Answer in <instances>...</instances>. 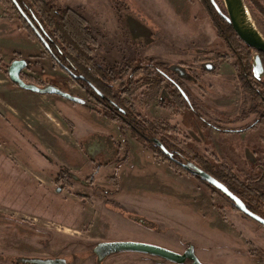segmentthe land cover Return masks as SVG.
<instances>
[{
    "label": "rangeland",
    "instance_id": "rangeland-1",
    "mask_svg": "<svg viewBox=\"0 0 264 264\" xmlns=\"http://www.w3.org/2000/svg\"><path fill=\"white\" fill-rule=\"evenodd\" d=\"M204 1L33 0V5L39 2L42 5L38 4V7L48 8L44 2H51L61 10L71 9L88 19L94 32L104 38L96 39L91 48L94 51L90 49L92 60L86 56L79 60L90 74L102 78L100 89L97 83L93 84L97 89L102 92L106 88L107 95L120 107L127 106L132 113L125 120L127 126L133 125L144 134L148 131L143 125L147 116L160 119L163 117L159 113H168L170 123L186 131L183 135L164 132V136L175 145L173 148L178 150V153L170 152L203 170L206 167L216 174L232 172L238 179L229 183L241 194L237 195L253 205L264 218V124L240 134L221 133L208 124L240 129L247 123L251 125L255 115L245 120L241 116V121L235 119L246 96L233 67L237 61L234 49L240 50L236 54H241L244 49L234 36H227L228 39L224 40L213 30L210 14L218 25L227 28L229 22L223 17L228 15L225 1L214 0L222 14L211 0ZM244 2L251 22L264 37V0ZM0 5L6 10L0 12V78L11 81L9 66L14 60L23 58L29 63L22 72L26 82L55 85L99 109L96 102L101 100L95 89L81 86L62 68L59 60L50 56L41 41L30 36L12 5L6 7L1 2ZM115 8L123 15L122 25L118 23ZM194 16L199 21L194 22ZM34 41L41 45L40 51L33 46ZM53 52L62 59L57 49ZM148 55L154 57L152 62L159 61L149 68L154 88L148 91L144 86L148 79L144 70L136 86L125 85L129 95L122 96L119 79H116L118 82L108 80L107 74L119 71L123 56L127 61L138 59V63L144 65L148 61L141 59ZM222 55L227 62L221 60ZM256 55V51L248 54L251 76L262 80L264 73L258 79L254 70ZM205 64L216 67L215 71H207ZM167 66L190 72V68L196 70L194 81L184 83L206 118L205 126L192 109L178 111L181 113L178 116L162 111V104L159 106L158 103L163 88L157 84L162 82L159 71ZM130 68L124 69L126 76ZM119 75L116 73L117 78ZM196 78L203 85L201 89L192 85ZM107 86L112 88L109 90ZM190 89H194L199 97H195ZM47 97L50 99L43 101L44 105L53 104L58 99L69 104V107H62V111L76 138L92 132L97 135L106 133L103 137L113 144L107 151L115 158L105 163L100 160L102 153L95 152L91 146L87 147L85 154L76 150L72 152V147L67 146L68 158L64 155L62 159L71 165L67 167L53 149L57 145L55 131L59 132L58 128L51 130L54 133L46 131L42 136L40 133L46 129L39 130L20 122L0 105V264H26L25 259L36 258L62 259L64 264H176L135 252L113 254L99 263L93 250L103 241L145 242L178 253L193 246L204 264H264V225L239 211L230 198L180 168L176 169L191 177L188 183L177 179H148L149 175H157L159 170H153L147 164V158L137 153V148L133 149L138 142L131 137L126 126L119 133L117 124L101 120L98 114L90 119L85 106L58 95ZM248 99L250 105L252 98L249 96ZM218 106H224V110ZM103 110L108 113V118L117 115L109 109ZM161 142L164 144L163 140ZM122 169L125 176L135 171L153 186L172 187L180 191L184 199L160 193L161 190H132L125 184V179L119 178ZM62 175H69V178L58 183L57 177ZM90 179H95L96 183L92 184ZM129 181L126 179V183ZM73 192L86 196H77ZM184 264H191V261Z\"/></svg>",
    "mask_w": 264,
    "mask_h": 264
},
{
    "label": "trees",
    "instance_id": "trees-1",
    "mask_svg": "<svg viewBox=\"0 0 264 264\" xmlns=\"http://www.w3.org/2000/svg\"><path fill=\"white\" fill-rule=\"evenodd\" d=\"M40 1V0H39ZM204 1V0H203ZM0 2L8 7L9 5H12L17 12L20 15V19L24 23V28L29 31L30 36L32 38L37 39L39 41L40 37L37 35L36 31L32 27V25L29 23L27 19H25L24 15L21 13V11L18 9L17 5L15 4L14 0H0ZM18 5L20 6L22 12L29 18V20L32 22V24L35 26L37 30H39L44 38L47 40L49 48H47L45 45V48L49 54H55L53 52L54 49H57L59 51V56L62 58L60 59L61 64L64 65L66 64V67H62L64 70L67 72L71 70L72 72L75 71L79 73L80 75H84L87 77L92 84H98L99 89L101 88L102 85V78H97L96 76L89 73L88 69H85V65H83L79 60V58L83 56L90 57L88 60H92L93 58V53L91 55V52L94 51L92 50V46L96 44L95 40L96 38L92 34L91 27L89 21L84 18L83 16H80L76 13H74L73 10L71 9H65L61 10L57 7H55L54 3L49 2H44L47 6L45 8L38 7V4L41 3L37 2L36 5H33V0H16ZM205 3V1H204ZM206 4V3H205ZM42 5V4H41ZM38 8V9H37ZM210 17L214 23V30L217 33V36L223 38L224 40H227V36H234L235 39L241 44V48L243 47L244 51H242L241 54H236V52H240V50L234 49V54L237 59L236 64H234V67L236 69V75L238 77L239 83L243 89L244 95L246 97L244 101V110H245V115L247 114H254L256 117V121L252 124H264V79L262 80H256L253 79L251 76V63L249 62V56L250 52L255 51L251 47L247 46L236 34L235 30L232 28V26L227 23V28H224L221 25H218V22L214 20V17ZM51 28V29H50ZM44 30V31H43ZM47 30V31H46ZM48 35H47V33ZM46 35V37H45ZM42 42V41H41ZM92 51H91V50ZM248 51V53H246ZM77 53V55L75 54ZM56 55V54H55ZM262 62L264 63V54H260ZM57 56V55H56ZM78 56V57H77ZM242 56L247 57L245 60L242 59ZM153 60H151L152 62ZM156 61L152 62L151 64L155 66ZM158 64V63H157ZM92 70V69H91ZM90 70V71H91ZM116 73L119 72H111L108 73L106 76L108 80H115L119 79L117 78ZM160 74H163V71H159ZM90 74V75H89ZM120 74V73H119ZM155 77V76H154ZM252 78V79H250ZM106 79V77H105ZM77 82L80 83L81 86L86 88V86L89 84L86 81L83 80H76ZM106 83V81L104 80ZM161 84H157L158 86ZM104 85V84H103ZM107 88L110 90L111 88L107 86ZM126 88V86H125ZM98 89V90H99ZM106 89V88H105ZM105 89H101L102 93L104 92L107 95V92ZM128 91V90H127ZM178 97H175L174 99V106L175 104L179 105L178 108H171L168 107L169 111L172 112L173 114L178 113V111L181 110L180 102L182 98L184 99V92L181 89H178ZM109 95V94H108ZM249 96L252 98V102L249 105ZM162 106L166 107V104L161 103ZM92 110H96L95 107H91ZM98 111V110H96ZM100 112V111H99ZM104 112V111H102ZM100 112V113H102ZM243 113V114H244ZM108 116V115H106ZM113 121H118L116 117L111 116L110 118ZM146 125L148 128V132H150L152 135L157 136L160 140H163L164 144L168 147H174V144H171L170 141L164 136V132L167 134H177V130L170 126L169 124L161 121H149L148 119L144 121L143 125ZM251 126V127H252ZM133 138L140 143L141 145L151 149L158 157L164 159L165 161H168L174 168H180L183 170L185 173L191 174L189 171L183 169L181 164L179 163L180 159L179 156H174L173 159L169 158V156H165L166 154L163 153L159 148H157L153 143L148 141L141 133L140 131L136 130H131ZM166 147V148H167ZM169 149V148H168ZM178 151V150H177ZM176 153V152H175ZM181 153V152H180ZM179 160H177V158ZM196 160V159H195ZM207 172H209L212 176H214L216 179L224 183L233 193L236 195L239 194V191L231 183L230 181H237L238 177L233 175L232 172L230 173H215L214 171L210 170L209 168L203 167ZM227 174V175H224ZM196 177V176H195ZM198 178V177H196ZM228 179V181L226 180ZM201 180V178L199 179ZM202 181V180H201ZM257 190V189H255ZM238 196V195H237ZM242 199V198H241ZM243 200V199H242ZM245 201V200H243ZM247 207L252 210L253 212L256 211L253 207V205H250L247 201L244 202ZM257 213V211L255 212Z\"/></svg>",
    "mask_w": 264,
    "mask_h": 264
},
{
    "label": "water",
    "instance_id": "water-1",
    "mask_svg": "<svg viewBox=\"0 0 264 264\" xmlns=\"http://www.w3.org/2000/svg\"><path fill=\"white\" fill-rule=\"evenodd\" d=\"M211 1L213 2L218 12L221 13L220 8L217 6L214 0ZM224 1L228 15H223V17L231 24L232 28L235 30L238 37L247 46L251 47L257 52V55L255 56L254 70L257 78L259 79V77L264 73L263 62L260 55V54H264V37L251 22L244 0H224ZM14 2L17 5L18 9L21 11V13L24 15L25 19H27L29 23L32 25L37 35L40 37L42 43L47 48H49L48 42L44 38L43 34L35 28V26L32 24L29 18L22 12L16 0H14ZM28 66H29L28 61L23 58L16 59L11 63V65L8 68V75L13 84L17 85L21 89L28 92L41 94V95H58L73 103L89 106V103L85 99L79 96H75L70 92H66L55 85L48 84V85L40 86L36 83L26 82L22 77V72L25 69H27ZM68 73L70 74L71 77H73L76 80L80 79L88 82L87 78L84 75H76L72 71H68ZM88 84L91 88L95 89V91L99 95L103 96V94L91 82H88ZM143 135H145L146 139L152 142L155 146L160 147L161 151L165 153L167 156H169V158L171 159L174 158V154L164 146V144L161 142L159 138H156L148 131ZM179 163L185 170L189 171L194 176L199 177L202 180L206 181L209 185L217 188L221 193H223L228 198H230L239 211H241L248 217H251L252 219L256 220L260 224L264 225V218L252 212L244 203V201L235 193H233L224 183L216 179L214 176H212L210 173L206 172L205 170L200 169L198 166L194 165L193 163L187 162L183 158H180ZM58 191L61 192V189H58ZM93 251L94 254L97 256L99 263H101L107 257L113 254L122 253V252H135V253H142V254L159 257L161 259L177 264H184L187 261H191V264H204L200 261V259L196 255L193 246H190L184 253H178L166 247L154 245L151 243H145V242L103 241L98 243ZM63 262L64 260L62 259L36 258V259L24 260V263L26 264H62Z\"/></svg>",
    "mask_w": 264,
    "mask_h": 264
},
{
    "label": "crops",
    "instance_id": "crops-1",
    "mask_svg": "<svg viewBox=\"0 0 264 264\" xmlns=\"http://www.w3.org/2000/svg\"><path fill=\"white\" fill-rule=\"evenodd\" d=\"M175 7L177 8L179 6H175ZM1 11H3V13L4 11H6L2 5H0V12ZM198 19L199 18H197V20ZM197 20L195 17L194 22H196ZM32 44L35 48H38V50L40 51L39 47L41 45L39 46L38 43L35 41ZM47 96H52V95H39V94H34L32 92H27L21 89L20 87H17L14 85L12 86L11 81L0 78V105L4 107L6 111L8 110L9 113L16 116L20 122H23L24 124H27L28 126H31L39 130L46 129L43 132L40 131L42 132L40 133L42 136L46 135L47 133L46 131H48V133H54L51 130L59 129L60 130L59 132L55 131V135H57L58 138L56 139L57 145L54 146L53 149L55 148L54 150L61 157V161L64 163L65 166L68 167L71 165H68L65 162L66 161L65 159H64L65 161L62 160L64 155H65L64 158H68V155H66V153L68 152L66 151L67 149L65 147L67 146L72 147V150H71L72 152L73 150L74 151L76 150L78 152H82L83 154H85V151L87 150L86 144L89 141H91L93 137L95 138L99 135H106V133H101L97 135V132H92L91 134L84 135L80 138H76L74 136V133L72 132L73 130H72L71 124L66 121L64 117L65 116L64 112L62 111V107L64 106L69 107V104L58 99L56 100V102L54 101L55 103L53 104L44 105L42 102L50 99ZM83 106L87 108L88 113L86 114L90 116V119H92L91 117L96 116L95 114H98L101 120L102 119L107 120L104 116L92 110L90 106L88 105H83ZM162 111H164V113H167V111L164 109ZM159 114L163 117V118L159 117L160 119L171 122V117L168 115V113L165 115H162L161 113ZM168 118L170 120H168ZM43 140L47 142L46 139H43ZM137 146L140 148H138ZM133 149L134 150L136 149L137 153H140V155L143 154V156L147 158V164L153 167V170H155L154 168H157L159 170L157 175L155 174H153L152 176L149 175L150 178L148 179H151V180L152 179H177L178 181L185 182V183H188L187 180L191 179V177H187V175H185L184 173H181L178 169L174 168L168 161H165L162 158L158 157L151 149L143 145L140 146V144L138 143H136ZM132 155H133V152H132ZM128 163H125V164H128ZM122 171L123 169L119 171V178L121 180L125 179V184H127L132 190H140V191H148V192H152L154 190H161L162 192L160 193H167L169 195L172 194L174 197H176L179 200L184 199L181 197L182 193L180 191H177L176 189H173L172 187L168 186V188L166 189L163 185L153 186L152 185L153 183H151V181H144L143 179L145 178L139 177L135 171H132V173L131 172L128 173V175L126 176L124 173H122ZM126 179L127 181L128 179H130V181L126 183ZM131 179H135V180L133 181ZM138 179H142V180L139 181ZM94 182H95V179H94ZM190 182H194V181L191 180ZM160 183H163V182H160ZM119 184L120 182L118 183V185ZM122 187H123V184H122Z\"/></svg>",
    "mask_w": 264,
    "mask_h": 264
},
{
    "label": "flooded vegetation",
    "instance_id": "flooded-vegetation-1",
    "mask_svg": "<svg viewBox=\"0 0 264 264\" xmlns=\"http://www.w3.org/2000/svg\"><path fill=\"white\" fill-rule=\"evenodd\" d=\"M115 10H116V16L118 14V16H117L118 23L122 25L123 22H124L123 15L118 11L117 8H115ZM90 27H91L92 34L94 35V37L96 39L100 40L101 38L102 39L104 38L100 33L94 32V30L92 29L91 24H90ZM135 31H137V30L135 29ZM98 50H97V52H98ZM50 56L52 58H54V60H56V61L59 60L60 61V59H58V56H56L55 54L54 55L53 54H50ZM222 56H223V58H221V60L227 62V58L225 57V55H222ZM153 58H154L153 56H149V55L146 56V57H144V58H142L141 61H148V64H144V65H143V62L138 63L139 62L138 59H135V60L134 59H130V60L128 59V61H127V58H125V56H123L121 58V60H120V64L121 65L118 68V70H119L118 72L120 73L119 80L118 81H120V84H119V93H121L122 96L129 95V92L127 91V89H125L124 86L127 85L128 83H130L131 86H133L134 84L136 86L139 83V80H140V77L139 76H140L141 72H144V70H146V74L148 75L147 82H145V85L144 86L146 87V89L148 91L150 89L154 88V84H153V82H151L152 79H150L151 77H150V74H149V68H151V66H152V64H150V63H151V60H153ZM123 62L124 63L126 62L125 63L126 64V67H124L125 65H123ZM156 62H159V61H156ZM61 65L64 66V67H66L63 64H61ZM116 65H118V63ZM99 66L101 67V69H103L102 68V65H99ZM129 67H131L130 68V72H129V74L127 73V76H126V74H125L126 72H124V69L125 68H129ZM204 67H205V69H207V71H215L213 69L216 68V67H214L211 64H205ZM233 67H234V64H233ZM165 68H167V69H164L163 70V74L160 75L161 76L160 80L162 82H161V84L159 86L162 87L163 90H162L161 97H159L160 98L159 99L160 102L158 103L159 106H160L161 103L166 104V107H164L162 105L160 107L163 108L164 110L168 111L169 113H171V112L169 111L168 107H171V108L174 107L175 109L178 108L179 105L175 104V106H174V102H175L174 101L175 100L174 98L179 96L178 89H181L184 92L185 96H184V99L182 98V100L180 102V106H181L180 112L182 113V112L186 111L187 109H192L194 112H196V114L200 117V119H202L203 124L205 126L207 124L206 118L203 116V113L199 111V107L195 104V102H193V98H192L191 95H189L188 90L186 89V85L184 83V82H193L194 81L193 79H194V74H195L196 70L194 68H190L191 69V72H190V70L189 71H185L184 69L182 70V68L172 67V66H167ZM124 78H126V79L124 80ZM196 80H197V78H196ZM87 81L90 82V80L88 78H87ZM199 82H201V81L200 80H197L192 85L195 86V87H197L198 89H201L203 85L201 83H199ZM238 83H239V80H238ZM194 84H196V85H194ZM239 85H240V83H239ZM190 90L193 91V92L195 91L194 89H190ZM102 94H103V96H101V95L98 94L99 95V98H100L99 100H101V101L98 102V100H97V102H96V103H99L98 104L99 109H96L98 111H96V110H94V111H96L100 115L104 116L108 121L117 124L116 126L118 127V130L120 129L119 130V133L122 132V127L126 126L127 129L129 130V133H130L131 137H133L131 130L133 129V130H136L138 132L139 129L136 128V127H134L133 125H132L133 127L131 125L130 126H127L125 120L127 119V117L132 116V113H130V111L127 108V106L125 105V107L122 108V107H120L119 104H117L113 100V98L111 96L106 95L105 93H102ZM194 94H195V97H199L195 92H194ZM93 98H96V97H93ZM244 101H245V98H243L242 103H241V106H240L241 108L239 107V110L237 112V116L235 118L238 121H241V116H242V118L244 120L245 119H249V116H250V114L245 115L246 112L244 110L245 109L244 108ZM120 102L121 101L119 100V103ZM218 107L220 109L224 110L223 109L224 106H218ZM103 109H105V110L109 109L110 112L111 111H113V113L115 112L117 114L115 117L118 119V121H113L110 118H108V116H106L108 114V113H106V111L100 113L101 111H104ZM180 112H178L176 114H173V115L174 116H178V115L181 114ZM219 113L222 114L223 116L226 115V113H224V112H219ZM147 117H148L147 119L149 121H161V122H165V123L169 124L170 126H172L173 128H175L177 130V134L176 135H183V134L186 133V131L181 130L177 125H173V124H171L167 120H162V119H158V118H152L151 116L150 117L147 116ZM256 120H257L256 117H254L253 121L255 122ZM208 124H209L210 127H212L213 129H215L216 131H219L221 133H226V134H229V133L230 134H234L235 132H237L238 134L245 133V131L253 129L256 125H261V123H258L256 125L254 124V126H252V124L249 125V123H247L246 126L243 125V127L240 128V129H233V128H228V127H225V126L223 127L221 125L214 124V123H208ZM99 139H100V141H99ZM93 141H95V142H93ZM86 145H87V147H90L91 146L92 147L91 149L92 150H95V152H101L102 153L101 154V157L102 158L100 157V160L102 159L101 160L102 162H105V163H106V161L107 162L108 161L111 162V160L113 158H115V156L112 155L111 152L107 151L109 148H111L113 146L111 140H109V139L107 140L105 137H103V135H99V138H96V137L94 138L93 137V139H91V141H89ZM167 148H169L168 149L169 151H173L174 150V152L178 153V151L176 149H174V148H172L170 146H168ZM70 177H72V175H70ZM65 178L68 179L69 178V175L67 177L66 176H63V175L60 176V177H57V180L56 181L58 183H63V179H65ZM90 180H92V182H93L92 184H95L94 179H90ZM72 188H73V186L70 189H72ZM74 194H76L77 196L78 195H81L83 197L86 196V194L80 193V192H76ZM256 214H258V213H256ZM64 263L65 262H63L62 264H64Z\"/></svg>",
    "mask_w": 264,
    "mask_h": 264
}]
</instances>
